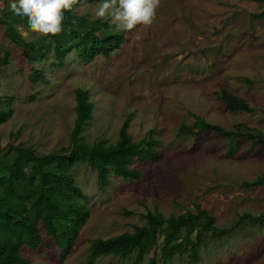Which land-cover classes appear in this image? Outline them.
Here are the masks:
<instances>
[{
    "label": "rangeland",
    "instance_id": "1",
    "mask_svg": "<svg viewBox=\"0 0 264 264\" xmlns=\"http://www.w3.org/2000/svg\"><path fill=\"white\" fill-rule=\"evenodd\" d=\"M102 2H84L75 13L113 27L110 17L95 18ZM14 27L26 42L49 43L29 28ZM119 31L122 47L108 58L83 63L70 52L60 68L52 48H42L40 61L27 60L0 23V110L8 114L0 125V150L21 147L40 158L66 148L77 89L87 91L93 105L82 132L86 143L114 144L126 119L133 141L150 135L156 142L154 158L137 152L132 165L137 179L110 173L101 186L95 170L75 164L68 173L86 216L69 248L64 252L61 236L57 244L42 230L40 246L21 248L22 256L32 264H86L91 240L132 232L151 221L149 212L167 218L195 213L199 206L218 229L230 232L206 236L193 264H264V226L242 219L264 214V147L212 132H178L196 116L228 131L243 123L264 136V3L159 0L151 26ZM32 69L42 75L36 83L29 80ZM222 88L255 111L228 110L215 95ZM256 179L258 186L242 187ZM192 239L170 245L163 255L158 240L141 264H189ZM134 257L101 256L93 264H134Z\"/></svg>",
    "mask_w": 264,
    "mask_h": 264
},
{
    "label": "trees",
    "instance_id": "2",
    "mask_svg": "<svg viewBox=\"0 0 264 264\" xmlns=\"http://www.w3.org/2000/svg\"><path fill=\"white\" fill-rule=\"evenodd\" d=\"M87 1L98 3L103 0H78L72 11L64 13L63 31L58 36L46 37L49 43L44 46L26 42L15 29L16 25L29 28L26 18L11 12L9 5L15 0H0L4 5L0 10V23L6 26L7 36L21 47L22 55L31 62L45 57L42 48L46 51L52 48L60 68L70 52H75L81 62L90 63L98 56L108 58L119 50L123 36L116 26L110 27L102 20L91 21L78 16L75 9ZM253 1L264 3V0ZM41 77L40 71L32 69L29 80L36 83ZM74 95L75 120L66 148L40 158L26 155L21 147L9 146L0 150V264H32L20 250L23 247L37 249L42 241V230L57 244H60L61 236L66 245L64 252L67 251L86 216L84 208L76 202L79 188L68 173L75 164H87L96 171L98 183L105 186L109 183L110 173L124 179H137L138 173L132 165L138 151L143 150L149 158L156 156V142L150 135L138 142L133 141L128 132V119L119 128L114 144L106 145L103 141L86 143L82 132L91 120L93 105L87 91L77 89ZM215 95L230 111H255L246 101L223 88ZM194 118L191 126L179 128V135L198 136L212 132L231 141L247 139L252 145L264 147V136L246 124L239 123L234 131H228L199 117ZM7 119L8 114L0 110V125ZM260 183V179L245 181L242 187L249 189ZM149 217L151 221L148 224L136 226L132 232L91 240L86 264H93L101 256L128 259L132 255H135L134 264H141L145 256L156 249L158 240H161L159 248L163 255L172 244L177 247L187 244L189 235L193 237L189 264H193L198 258V247L206 236L215 237L230 232L218 229L215 218L199 206L195 213L186 211L165 218L159 212H149ZM242 219L264 226V214H245Z\"/></svg>",
    "mask_w": 264,
    "mask_h": 264
},
{
    "label": "clouds",
    "instance_id": "3",
    "mask_svg": "<svg viewBox=\"0 0 264 264\" xmlns=\"http://www.w3.org/2000/svg\"><path fill=\"white\" fill-rule=\"evenodd\" d=\"M78 0H15L11 12L27 19L35 36L55 37L63 31L64 13L72 11ZM159 0H103L96 6L95 18L110 17L117 29L131 31L138 25L151 26ZM27 35V33H25Z\"/></svg>",
    "mask_w": 264,
    "mask_h": 264
}]
</instances>
